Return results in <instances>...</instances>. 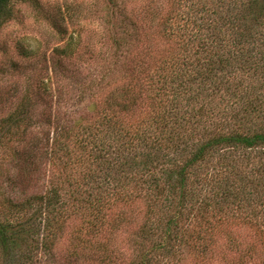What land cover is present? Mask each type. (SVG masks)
I'll use <instances>...</instances> for the list:
<instances>
[{"label": "trees", "instance_id": "16d2710c", "mask_svg": "<svg viewBox=\"0 0 264 264\" xmlns=\"http://www.w3.org/2000/svg\"><path fill=\"white\" fill-rule=\"evenodd\" d=\"M16 1L0 0V28L13 17ZM180 1L188 8L176 16V24L169 12L158 14L156 7L145 9L148 22L140 24L143 34L135 16H126V38L115 39L114 43L131 54L120 65L121 82L106 87L102 101L93 100L95 91L87 84L90 80L78 68L72 72L76 80L69 88L45 85V157L50 162L60 161L69 154L70 145L76 144L88 152L93 168L82 177V191L74 190L71 199L54 184H46L40 193H21L8 199L0 215L2 264H48L46 260L54 254L68 208L76 209L75 202L80 204L81 212L92 217L90 227L98 232L110 199L119 198L123 203L133 200L134 195L145 199L149 212H161L163 216L165 211L167 216L162 227L153 222L142 225L132 239L138 252L154 235L160 239H155L145 252L141 249L128 264H171L176 256L172 245L188 204L190 209L197 207L204 213L213 205H231L236 200L241 205L242 198L249 194L252 181L233 177L241 174V159L237 161L226 153L243 150L246 154L257 146L264 148V126L243 132L230 130L228 122L220 125L213 119L216 109L208 105L215 92L219 95L231 88L230 80L235 88L240 86L245 68L252 75L264 74V0ZM153 21H157L155 26ZM153 27L157 33H153ZM77 46V38L69 35L57 48L61 56L55 60V78L67 77L64 61ZM261 85L264 87V80ZM75 93L80 100H88L76 118L65 114L73 106L69 99ZM260 97H256L259 102H242L238 94L235 102L254 124L264 115V99ZM96 112L103 113L102 128L92 132L90 122ZM21 114L19 105L8 115L9 124L18 125ZM24 150L32 153L34 145ZM218 159L227 160L219 162L220 169L214 167ZM210 161L215 164L203 174L201 167ZM258 185V181L253 184V191ZM77 194L83 197L77 198ZM121 218L129 221L125 214L121 213ZM73 239L80 241L78 236ZM115 247H98L102 260L113 264L118 250ZM89 248L90 244L85 247L87 252ZM74 261L64 256L63 264Z\"/></svg>", "mask_w": 264, "mask_h": 264}, {"label": "rangeland", "instance_id": "374dc122", "mask_svg": "<svg viewBox=\"0 0 264 264\" xmlns=\"http://www.w3.org/2000/svg\"><path fill=\"white\" fill-rule=\"evenodd\" d=\"M148 7H156L158 14L169 12L175 24L178 21L176 16L188 8L180 0H18L13 4V17L0 28V215L5 212L8 199L22 196L21 193L26 196L40 193L46 184L56 185L58 191L69 199L75 195L74 190L82 191V177L93 168L86 150L71 144L69 154L60 161L50 162L45 157L47 124L42 116L45 85L52 89L61 84L69 88L76 80L72 72L78 68L85 71L91 81L87 84H91L95 91L93 100L102 101L106 87L121 82L120 65L131 54L117 48L114 40L126 38L124 24L126 16L129 18L132 14L139 24L140 34H143L140 24L148 22L145 12ZM152 29L153 33L158 32L155 27ZM69 35L77 38L78 46L64 61L67 71L63 72L67 77L55 78L54 74H58L55 60L61 56L57 48ZM124 54L126 57L123 58ZM242 74L240 86L235 88L234 81L230 80L231 88L221 91V96L215 92L208 107L213 106L217 110L213 119L220 125L228 122L230 130L243 132L258 125L264 126V115L254 124V120L243 116L240 111L243 109L236 105V99L238 94L242 96V102H259L258 95L264 99V87L261 85L264 74L252 75L247 68ZM76 94L69 99L73 106L65 112L74 118L88 102L84 97L80 100ZM19 105L22 108L21 121L18 125H10L8 115ZM96 113L90 122L92 132L102 128L103 113ZM131 123L135 124L136 120ZM31 143L34 151L28 153L24 149ZM249 151L246 154L243 150L226 153L237 161L241 159V174L233 177L238 181L245 178L252 181L249 194L242 198L241 205L236 200L231 205H213L204 213L198 212L197 207L190 209L188 204L178 226L179 235L172 245L176 256L171 259V264H264V148L257 146ZM216 162L214 167L220 169L219 162L227 160L218 159ZM213 164L215 161H210L201 167L202 173L209 172ZM223 176L220 175L221 184ZM256 181L259 185L253 191ZM79 195L76 197H83V194ZM134 196L133 200L123 203L119 198L110 199L104 208L106 213L100 219L102 224L98 232H93L90 227L92 217L81 212L78 209L80 204L75 202L73 206L76 209L68 208L63 230L54 244V254L46 263L63 264L64 256H70L76 259L72 264H108L102 260V252L98 248L103 244L117 247L113 264H128L134 255L140 254L141 249L145 252L147 246L160 238L154 235L139 252L132 239L138 236L143 224L160 223L162 227L167 212L164 211L163 216L161 212L151 213L145 199ZM121 213L127 216L128 222L121 221ZM73 236H78L80 241L77 242ZM87 239L89 242L85 243ZM85 244H88L87 248L90 244L89 252L82 247ZM73 248L77 251L74 252Z\"/></svg>", "mask_w": 264, "mask_h": 264}]
</instances>
